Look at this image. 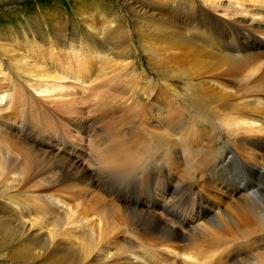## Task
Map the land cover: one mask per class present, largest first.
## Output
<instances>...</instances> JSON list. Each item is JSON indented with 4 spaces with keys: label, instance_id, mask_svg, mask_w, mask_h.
<instances>
[{
    "label": "bare ground",
    "instance_id": "1",
    "mask_svg": "<svg viewBox=\"0 0 264 264\" xmlns=\"http://www.w3.org/2000/svg\"><path fill=\"white\" fill-rule=\"evenodd\" d=\"M146 2L156 5L155 10L149 11V16L138 8H133V4H130V7L129 3L125 2V6L127 4L131 8L126 6L130 12L127 16L135 24L136 42L134 44L130 41L126 28L127 18L124 19V16H121V21L114 29H111L109 36L104 38L100 45L97 44L95 38L91 37L90 40L87 39V42L91 43L87 46L92 47V52H98L103 47L104 54L107 58L110 57L109 61L111 60L112 64H118L117 66H123L125 70L131 71L129 77L132 76V79L124 77L123 79L133 80L131 83H134L137 92L134 93V90L130 93H132L131 97L137 94V101L133 104L140 107L141 114L143 112L146 114V108L154 98L168 97L165 93L167 86L173 91L174 87L184 86L185 82H190L187 80V72H189L193 82L190 96L187 93L185 96L189 107L205 120L210 117L220 118L225 124H237L242 129L238 137L231 142L234 143L233 148L227 149L224 156L222 155L221 159L218 158L211 173L215 176L219 167L227 170L223 172L224 175H219L222 179L225 178L226 182L229 180L228 175L235 173L232 187L233 191L239 194L238 216L245 224L251 226V231L264 233V0H258L257 4L255 1L249 3L245 0H146ZM245 20L249 24H246ZM59 35L61 37L54 38V40L50 37L44 39L46 45L52 43L50 50L52 52L55 50L54 46L64 49L68 46L66 44L74 42V39L64 37L63 30ZM32 41L34 42L35 39L33 38ZM137 44L144 53H147H143L144 56H149V63L154 64L151 69L154 77L151 80L144 72L140 79L142 74L131 67V61H129L131 46H138ZM88 47L86 49H91ZM6 51L12 52L9 49ZM87 57L88 55L83 54L80 60V66H83L79 68L74 66L73 61L70 60L71 57L66 56V59H62L56 53L53 54L52 58H55L57 64L52 66L57 68L56 72H41V79L35 82L32 89L39 95L50 94L52 97H56V93L61 89L69 98L74 95V92L70 91L73 84L79 82L84 85L88 82L86 79L89 74L86 67L88 66ZM16 63L18 62L14 65ZM127 71L125 72L128 73ZM5 75L7 76V72L0 70V77H5ZM69 80L73 81L72 85H64ZM10 88L6 86V90L0 91V102L8 101L7 98L14 96L15 92L16 99L12 101V105L23 103L25 99L20 92L18 90L13 92ZM8 92L12 93L8 95ZM122 92H120L121 95ZM131 100L130 102L133 101ZM71 101L73 100L69 102ZM69 106L66 105V107ZM69 110L75 112L71 106ZM13 112L18 115V111ZM23 112L19 113L20 119L16 117L21 122L18 128L22 131L20 135L16 134L17 141H14V144L22 153L24 161L14 159L13 154L9 156L6 150L0 149L3 154H0V264L196 263L194 257L199 247L196 248L194 245L189 249L184 245L186 242L198 241V232L194 235L191 233L192 239H190L180 234L176 226L175 219L179 218L181 213L179 211L183 205L185 206L182 200L177 206H163V209L171 215L168 221H162L156 217L150 205L149 208H139L140 205H147V201L152 206L156 204L154 193L161 189L157 183L162 175L157 172L162 170L148 171L147 166L143 164L144 161L139 160L137 164L128 161L135 155L132 152L135 150L130 148L132 147L130 142L135 143L137 139L133 133L129 140L125 138L112 143H115L116 147L112 153L120 149L117 145L122 146L121 150H123L129 144L130 147L125 148L130 150H126V153L124 150L116 151L115 156L117 157L111 154L113 158L109 156L112 161L108 162V165L105 162L106 159L103 158L105 161L100 160L104 161L102 164L105 163L103 165L105 167H101L99 163L100 168L95 169L96 173L98 171L99 173L95 175L96 173L86 171L84 167L81 169L82 164L79 165L75 161L68 162L62 154L53 153L50 150L43 151L44 148L26 140L27 136L29 138L36 136H30L27 131L24 132L29 124L26 121L28 111ZM185 113L177 112L176 114L175 112L172 115L176 116V119L173 121V117V122L170 123L172 126L169 123V126L167 125V129L177 132L181 139L180 141L176 139L177 142L166 147L167 151L163 159L167 164L171 161L175 163V157L180 154L177 150L178 146L184 149L186 146L183 143L187 141L185 139L190 132L194 133L191 123L183 115ZM128 119L127 121H130ZM123 123L125 124V121ZM120 125H123L122 122ZM108 129L107 132H113L112 128ZM199 137L195 134L194 140ZM9 140L8 143L6 142L8 145ZM54 140L52 139L51 145ZM58 141L60 142L59 139ZM124 143L126 145L123 147ZM164 143L170 144V141H164ZM141 147L143 148V145ZM145 149L148 148L145 147L142 151ZM120 153L124 155L119 156ZM135 153L137 154V151ZM107 159L109 161L108 157ZM153 159L151 160L155 162L156 160ZM100 172L103 175H99ZM241 175L249 181L252 180V175L257 179L250 182L249 186L245 185L243 189H240ZM142 180L151 187L141 188ZM116 182H123V184L116 185ZM166 188L167 186L163 189ZM133 189L135 191L131 193L134 198L130 197L132 194L128 195L132 204L127 202L129 205L127 206L125 197L128 190ZM105 197L119 198L122 206L118 204L115 207L109 206ZM124 207L129 210L130 214L128 216L123 214V217L120 214L125 210ZM105 212L107 214H104ZM216 220L215 224H218L220 229L224 227L223 229L226 230L233 219L223 212L216 215ZM139 234L151 243L141 242ZM221 261L223 260L217 258L207 264H222ZM253 261L252 264H264V257L253 259Z\"/></svg>",
    "mask_w": 264,
    "mask_h": 264
},
{
    "label": "rangeland",
    "instance_id": "2",
    "mask_svg": "<svg viewBox=\"0 0 264 264\" xmlns=\"http://www.w3.org/2000/svg\"><path fill=\"white\" fill-rule=\"evenodd\" d=\"M126 1L129 3V6L133 4V8H138V10L146 13L148 16L149 11L156 9L154 3H147L146 0H0V70L7 72V76L0 77V91H3L6 86H10L13 92L14 90H18L25 99L23 103H18L19 105H12V101L16 99L14 92V96L7 98L8 101L0 102V149L6 150L9 156L13 154L14 159L18 158L24 161L22 153L18 150L16 144H14V141H17L16 134L20 135L22 131L19 129L21 122L16 119V117L18 119L21 118L19 114L21 111H28L26 121L29 125L27 126L28 129H24V132L27 131L30 136H36L32 138L27 136L26 140L44 148L43 151L50 150L53 153L62 154L68 162L75 161L79 165L82 164L80 168L84 167L87 169L86 171H91V173H96V170L100 168L99 163H101V167L105 164H102L105 161L104 159H106L105 162L108 165V162L112 161L110 157L113 158V156H110L111 154L117 157V155L115 156L116 151L122 152L124 150L126 153V150H130L127 148L132 146L130 148L135 150H131L135 155L128 160L129 162L137 164L139 160H142L144 161L143 164L147 166L146 170H162L161 172H157L162 173V175L161 180L157 183L161 189L156 191L158 189L156 186L157 189L154 193L156 204L152 206L147 201V205H140L139 207L138 204V207L143 209L151 206L150 209H153L151 211H153L156 217L162 221H168L171 215L167 210L163 209V206H177L182 200L185 206L181 207L179 218L175 219L177 222L176 226L180 234H184V236L190 239H192L191 233L194 235L198 232L197 236L199 240L196 241L197 243L186 242L184 245L189 249L194 245L196 248L199 247L194 257L196 259L195 264L197 262L198 264H207L217 258L223 260L221 261L222 264H252L254 262L253 259L264 257V233L260 234L257 231H251V226L245 224L238 216L240 211L239 194L233 191L232 187V179L235 173L232 172L233 175H228L229 180L227 182L225 178L223 180L219 176L220 174L224 175L223 172L227 170L219 167V169H215V176L211 173L214 164L224 156V152L229 148H233L234 143L231 142L234 138L238 137L237 135H239L242 129L237 124L227 125L220 118L210 117L205 120L199 113L189 107L187 101H185V96L187 94L190 96L193 83L189 72H187V80H190V82H185L184 86L181 85L182 87H174L175 91L174 88L172 89L173 91L169 90L167 86L168 89L165 88L167 91L165 93L168 97L163 99L156 97L158 101L154 98L150 102L149 107L146 108V114L144 112L141 114L140 107L133 104L137 101V94L131 97L134 90V93L137 92V88L133 85L134 83H131L133 80L129 81L132 79V76L129 77L131 71L125 70L123 66H117L118 64H112L111 60L109 61L110 57L107 58L104 54L103 47L98 52H92V47H88V44L91 43L87 42V39L90 40L91 37L95 38L97 44L100 45L101 41L109 36L111 29H114L123 16L124 19L127 18L126 28L130 41L133 44L136 42L135 24L127 16L130 12L126 9V6L128 8L131 6L129 7L127 4L125 6ZM245 1L249 3L255 1L257 4L258 0ZM245 21L246 24H249L247 20ZM61 29L64 31V37H70L72 40L74 39V42L71 41L69 44H66L68 46L64 49L53 45L55 50L52 52L50 51L52 43L46 45L44 39L50 37L54 40V38L61 37L59 35L62 32ZM245 33L247 34V32ZM33 38L35 39L34 42L32 41ZM85 46L91 49H86ZM7 49L12 52L9 53V51H6ZM55 53L62 59H66V56L71 57L70 60L73 61L74 66L79 68L83 66H80L83 54L88 55V66H86L89 72L86 78L88 82L84 85L79 82L73 84L74 86L70 91L74 92V95H71L69 98L64 95L61 89L56 93V97L58 96V98L52 97L50 94L39 95L32 89L35 82L37 83L41 79V72H56L57 68L52 66L57 64V61L54 60L55 58H52V55H55ZM143 53L144 51L140 45L131 46L129 61H131V67H134L133 69L142 74L140 79H142L144 72L146 76H149L147 78L151 80L154 77L151 70L154 64L152 62L150 64L148 61L149 56H144L147 53ZM15 62H18L16 63L17 65H14ZM118 72L122 76L121 74L118 75ZM123 77L129 80H125ZM114 78L119 81H116ZM67 82L64 85L69 86L73 83L72 80ZM125 83L127 87L124 85ZM92 84L93 86H91ZM119 84L121 86L124 85L123 88ZM171 85L169 84L170 87H173ZM124 87H126L125 90ZM95 90L96 94H94ZM119 91L122 92V95ZM102 92H104L103 95ZM11 93L8 92V95ZM70 100L73 101L69 102ZM65 104L67 106L70 105L72 109H75V112L68 111L70 106L66 107ZM64 108H68L67 111ZM13 111H18V115ZM175 112L176 114L177 112H186L183 115L191 123L194 133L190 132L187 139H185L187 143H183L186 146L184 149L178 146L177 150L180 154L178 153L179 155L175 157V163L171 161L170 164H167L163 159L164 153L170 145H173V142L181 140L177 132L167 129L174 117L172 114H175ZM128 118L130 121H127ZM175 119L176 116L173 121ZM122 120L125 121V124ZM117 122L118 124H116ZM121 122L123 125H120ZM128 123L129 125H127ZM131 123L134 124L132 125ZM107 128H112L113 132H107ZM116 131L117 133H115ZM132 133L138 140L135 139V143L134 141L130 142L132 143L130 146L127 143L128 147L124 143L123 147L127 148L124 147L123 150H121L122 146L117 145V148L120 149L112 153L116 149L114 146L116 140L122 141L125 138L129 140ZM151 133L153 135H150ZM195 134L200 136L197 140H194ZM112 136H114V140ZM52 139H55L53 145H51ZM8 140L9 145L7 144ZM114 141L115 143L112 144ZM144 141H148V144ZM162 141H170V144H163ZM207 142L211 143L208 144ZM144 144L146 148L150 149L142 151L145 148ZM141 145H143V148ZM137 146H140V149ZM136 151L137 154L135 153ZM128 153L130 152L128 151ZM0 154H2V150ZM120 155L124 154L120 153ZM139 156H141L140 159ZM150 158H154L153 160L156 161L153 162ZM98 173L99 171L95 175ZM99 175H103V173L100 172ZM251 177L252 180L250 179L249 181L241 175L240 179L242 180L239 182L240 189H243L245 185L249 186L250 182L256 181L257 178L254 175ZM104 178L107 179L108 177ZM142 183H140L142 185L141 188L150 186L143 180ZM115 184L121 186L123 182H116ZM165 186L167 188L163 189ZM180 187L182 192L181 190L179 191ZM134 191V189L128 190L125 197L127 206H129L128 203H131L130 197L134 198L133 193H131ZM129 194H132V196L129 197ZM112 198L105 197V201L108 202L109 206L115 207L117 204L122 206L119 198ZM115 201L116 203H114ZM124 209V211L119 210L121 211L120 216L124 217L123 214H127V216L130 214L128 209L125 207ZM223 212H226L227 217L233 219L226 230L223 229L224 227L220 229V226L215 224L217 221L216 215ZM104 214H107V212ZM139 237L140 240H143L141 242H146V244L151 243L149 240L147 242V239L143 238L140 234ZM181 244L183 245V243ZM146 255L149 254L146 253ZM209 255L215 258L213 259ZM234 256L239 257L235 258Z\"/></svg>",
    "mask_w": 264,
    "mask_h": 264
}]
</instances>
